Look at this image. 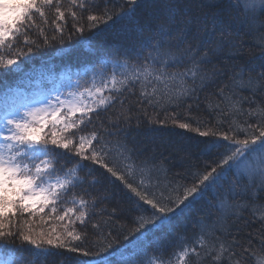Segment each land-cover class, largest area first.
Here are the masks:
<instances>
[{
	"label": "snow or ice",
	"instance_id": "snow-or-ice-1",
	"mask_svg": "<svg viewBox=\"0 0 264 264\" xmlns=\"http://www.w3.org/2000/svg\"><path fill=\"white\" fill-rule=\"evenodd\" d=\"M223 2L0 0V71H21L23 58L63 44L65 37L87 43L85 32L98 35L101 26L130 23L138 37L119 54L110 75L99 66V86L94 75L91 86L77 82L73 91L40 100L20 88L0 93V264H21L15 248L30 249L39 264L53 255L60 264H144L135 257L152 246L148 236L202 199L207 210L194 222L192 237L170 240L165 257V233L148 264H172L180 244L191 243V251L181 248L177 257L189 264L186 257L199 256L207 239L195 231L205 222L220 224L205 250L212 264H244L243 254L233 251L242 245L235 237L228 240L227 222H238L250 205L264 200V100L253 99L264 94V69L221 63L242 54V44L224 33ZM230 4L250 30L264 13V0ZM144 9L150 11L141 19ZM217 30L219 38L213 35ZM260 44L264 53V34ZM125 93L135 97L134 104H125ZM117 104L110 117L100 118ZM94 116L99 125L87 130ZM166 129L199 137L197 163L171 171L174 154L183 162L191 152L183 144H157L156 134ZM63 157L72 158V166L61 163ZM105 181L107 187L98 189ZM115 194L126 203L90 211ZM260 221L264 236V215ZM256 264H264V256Z\"/></svg>",
	"mask_w": 264,
	"mask_h": 264
},
{
	"label": "trees",
	"instance_id": "trees-1",
	"mask_svg": "<svg viewBox=\"0 0 264 264\" xmlns=\"http://www.w3.org/2000/svg\"><path fill=\"white\" fill-rule=\"evenodd\" d=\"M94 2L98 3L99 0H94ZM149 11L148 9L141 10V19L148 15ZM219 15L224 20L225 35L233 39L234 42L242 44V54L240 56L234 60L231 58H222L221 63H235L243 67L245 71L250 69L253 72H259L264 69V53L260 50V37L264 34V13L257 15L256 25L251 30L249 23L237 17L236 13L232 11L230 0H224L223 4H221ZM101 27L103 31L98 35H93L87 31L85 32V36L89 38L87 43L83 41L78 43L75 36L72 40H67V37H65L63 44L56 42L50 47L41 49L30 57L23 58L20 61L21 71H0V93H3L7 88H20L31 99L39 95H48L55 90H59L58 88L63 89L65 86L72 85L74 82L83 81L86 86H91L94 75L97 76V86H99V66H104L106 73L110 75L113 64L121 62L119 54L125 50H131L138 39L135 28L130 23H122L114 28ZM48 31L49 35H51V29ZM213 35L219 38L221 33L217 30ZM239 83V77H237L234 86L239 87ZM243 94L248 95L247 92ZM124 99L126 105L135 103V97L129 96L127 93H125ZM253 99L259 103L261 100H264V94L257 93ZM83 102L87 103L88 101L84 100ZM117 107H119V104L109 110L107 114L101 112L100 118L106 119L110 117ZM100 118L94 116L93 124L89 125L87 130L98 126ZM161 118H163V113H161ZM239 119L243 121L244 117L241 116ZM224 128H227V125ZM181 131L179 129H166L156 134L157 144H162L165 147L170 144H183L191 152V159L183 162H181L180 156L175 154L172 156L169 164L171 165V171L173 173L183 171L187 164H195L199 160V153L195 145V139H199V137H195L194 134L187 132H184L183 135H177ZM142 137L143 131H141V136L138 139ZM189 137H193V139L189 140ZM239 138H244L243 134ZM168 154L167 151L164 152L165 156H168ZM61 163L65 164L66 167H70L73 164V160L70 157H63ZM101 187H107L106 181L103 182V185L98 186V189ZM75 191L83 194L81 188H77ZM89 191L94 195L99 194L97 189H90ZM210 197L211 193L209 194ZM85 198L87 199L88 197ZM117 200L126 203L123 201L121 195L115 194L109 202L97 204L96 208L90 209V211L99 212L101 209L110 211ZM261 203H264V200L259 201L255 206L250 205L248 210L243 213L242 219L238 222L234 218L227 222L232 225V236L228 237V240L230 241L232 237H235L239 244L242 245V247H234L233 251L237 253V256L241 253L243 254L244 264H256L257 257L264 256V251H261V240H264V236H261L262 222L260 221V217L264 215V209L260 208ZM206 210L207 200L202 199L196 201L185 212L175 216L170 223L152 232L147 238L149 242H152V246L147 250H140L135 259L138 262L143 261L144 264L155 260L156 253L160 249V246L156 244V239L165 233L169 235V240L163 241V255L167 257L171 250L169 241L177 240L180 234H186L187 237H192L194 222ZM39 223L40 221L37 219V224ZM52 223L55 224L57 222L53 220ZM218 227H220V224L205 222L199 228L195 229L197 234L203 231L207 239L204 246L198 249L200 251L199 256L193 253L190 257H186L189 260V264H212L211 257L205 256V250L208 248L213 236L216 235L212 229ZM44 230L47 231L48 229L45 228ZM191 247V243H181L180 247L176 250V254L172 256V264H180L177 257L180 254L181 248H188L191 251ZM14 250L16 256L20 257L21 264H39L38 258L33 256L30 249L21 250L15 248ZM131 252V249L126 252L125 257L130 256ZM113 259L119 261L118 257H113ZM60 260V256L53 255L47 258V264H60ZM225 260H227L226 256Z\"/></svg>",
	"mask_w": 264,
	"mask_h": 264
},
{
	"label": "rangeland",
	"instance_id": "rangeland-1",
	"mask_svg": "<svg viewBox=\"0 0 264 264\" xmlns=\"http://www.w3.org/2000/svg\"><path fill=\"white\" fill-rule=\"evenodd\" d=\"M80 83V85H84V86H86V84H85V82H79ZM67 91H71V88L69 87L68 89H67ZM43 99V98H42ZM40 100V99H39ZM78 115V114H77Z\"/></svg>",
	"mask_w": 264,
	"mask_h": 264
}]
</instances>
